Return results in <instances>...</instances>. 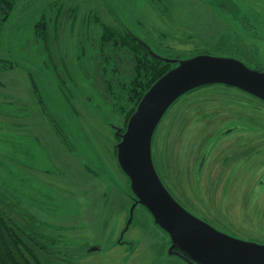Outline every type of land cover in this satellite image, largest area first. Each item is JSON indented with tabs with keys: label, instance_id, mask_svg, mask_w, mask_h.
Segmentation results:
<instances>
[{
	"label": "rangeland",
	"instance_id": "obj_1",
	"mask_svg": "<svg viewBox=\"0 0 264 264\" xmlns=\"http://www.w3.org/2000/svg\"><path fill=\"white\" fill-rule=\"evenodd\" d=\"M40 21L56 71L35 33ZM121 25L165 58H234L264 72V0H17L0 21V61L14 66L0 69V209L49 264H189L169 253L145 207L132 209L118 165L117 130L125 133L134 104L104 91L90 44L102 26L122 34ZM151 150L190 214L264 247L263 101L199 88L168 109Z\"/></svg>",
	"mask_w": 264,
	"mask_h": 264
},
{
	"label": "water",
	"instance_id": "obj_2",
	"mask_svg": "<svg viewBox=\"0 0 264 264\" xmlns=\"http://www.w3.org/2000/svg\"><path fill=\"white\" fill-rule=\"evenodd\" d=\"M209 85L235 88L264 102V72L238 59L199 55L177 60L176 67L143 96L125 133L117 130L118 165L130 181L132 209L137 204L147 209L170 237V254L183 259L181 253L187 254L189 264H264V247L232 239L190 214L172 197L154 166L152 139L163 116L179 98Z\"/></svg>",
	"mask_w": 264,
	"mask_h": 264
},
{
	"label": "trees",
	"instance_id": "obj_3",
	"mask_svg": "<svg viewBox=\"0 0 264 264\" xmlns=\"http://www.w3.org/2000/svg\"><path fill=\"white\" fill-rule=\"evenodd\" d=\"M16 4L17 0H0V21L2 23H5L15 11ZM59 10V13L64 11L62 8ZM59 23V19L55 21L56 30H58ZM121 26L122 34L102 26L100 33L92 36L90 45L93 52L92 60L94 59L96 65L95 71L99 73L102 68L104 91L110 98H114L113 94L118 95L116 97L121 103L134 104V108L128 115L131 118L143 96L161 77L176 67L179 59L160 56L141 39L129 32L124 25ZM46 27L47 24L40 21L34 26V29L37 37L44 41L48 51L49 58H47L56 71L53 54L49 52L48 46L51 36L50 28ZM170 60H175V62ZM0 65V69L14 67L10 62L4 60L0 61ZM56 76L63 82L62 74L56 72ZM116 138L119 142L121 141L119 136ZM42 249L43 247L28 236L14 217L0 209V264H49L44 260L46 257L43 256L44 259H42L39 255V251ZM174 251L180 252L177 248ZM181 255L184 256V260L188 259L187 254L181 253Z\"/></svg>",
	"mask_w": 264,
	"mask_h": 264
}]
</instances>
